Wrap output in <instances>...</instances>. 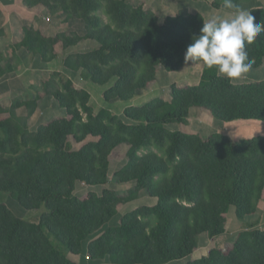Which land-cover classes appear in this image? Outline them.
Masks as SVG:
<instances>
[{"label":"trees","instance_id":"obj_1","mask_svg":"<svg viewBox=\"0 0 264 264\" xmlns=\"http://www.w3.org/2000/svg\"><path fill=\"white\" fill-rule=\"evenodd\" d=\"M23 2L44 9L47 23L51 17L61 25L80 22L85 32L53 35L23 27V40L7 47L10 60L0 53V78L16 71L22 48L43 63L64 51V68L108 88L105 102L134 99L158 83L160 72L177 74L190 63L202 72L198 84L173 82L170 99L128 106L123 117L105 108L96 112L90 92L61 71L41 78L31 98L0 105V192L26 211L46 209L27 221L0 203V264H264V228L255 226L224 248L194 257L203 236L215 241L226 233L231 210L247 220L264 201V135L234 142L225 134L169 129L185 124L194 108L226 123L264 122V80L235 84L202 62H185L205 15L185 11L163 20L127 0ZM210 3L219 10L224 0ZM250 11L254 23L264 22V7ZM86 41L97 46L79 51ZM246 50L255 61L251 70L261 68L264 33ZM46 97L66 115L34 129ZM120 151L127 163L111 176ZM123 184L131 185L127 194L116 189ZM78 186L101 187L102 193L78 196ZM143 194L154 204L133 208L112 224Z\"/></svg>","mask_w":264,"mask_h":264},{"label":"rangeland","instance_id":"obj_2","mask_svg":"<svg viewBox=\"0 0 264 264\" xmlns=\"http://www.w3.org/2000/svg\"><path fill=\"white\" fill-rule=\"evenodd\" d=\"M130 3H132L134 6H139L143 5L146 9L152 10L155 13H158L160 17L164 20L168 15H173L176 16L177 14L185 11H196L198 9V12L202 13L205 15L207 19L211 18L213 15H218L222 17H226L229 13H231L233 10L225 9L224 4L222 5V8L217 10L213 9L211 6V1L212 0H195L192 1L191 5L196 7L189 6L190 2L187 0H177V1H172V0H127ZM7 2V1H6ZM2 3H5L4 1L0 0V6H2ZM6 10L7 14H9L8 11H18L19 15H21V19H24L25 21L28 22H37L38 16L34 14V16L30 13L31 9L25 6V4H21V1L19 0L18 2H7ZM240 7L250 11L253 8H261L264 7V0H241L239 4ZM103 16V13H101ZM5 16H2V13L0 12V51H2L1 54L4 55L6 61L10 60V57L7 53V47L5 46V40H2L3 38L6 39L7 35L4 32L5 30V25L10 19L6 21L4 18ZM104 19L107 21V17L103 16ZM52 20H49L46 24L43 26H47V30L53 35L56 33L66 30L69 32H79V33H84V25L80 22H71L66 25H61L58 20H56L54 17H51ZM17 23H15V26ZM21 29L22 25L20 24ZM18 33L20 31L21 37L23 35L22 30H20L18 26ZM92 41H87L83 45L80 46L81 51H87L95 46H97V43H91ZM20 52V51H19ZM31 55V54H30ZM30 59V58H29ZM29 59L23 58L24 64H22L19 61L13 62V65L17 66L16 70L21 68L25 71L28 72L25 76L21 75L19 72L15 71L14 73H10L11 77L14 76V79L9 80L6 82L3 87L7 85V94L1 95L0 92V98H6V97H11L13 96V89L15 87L20 88V93L17 97H20L22 99H29L32 97L35 92H32L31 87H41V83L39 81V78L45 79L47 75H51L53 72L52 70H55L57 67H48L44 68V66H41L40 62L37 61L36 63H33L34 66L29 64ZM38 60V59H37ZM43 67V72L40 70ZM50 70V71H49ZM36 73L35 76L34 74ZM202 68L198 66H193L190 64L186 65L185 68L183 69V72L177 73V74H170V73H161L158 77L159 81L158 83L151 88V90L144 92L143 99L145 101L151 100L155 97L162 96L165 99H170V85L173 82H177L180 84H187V85H195L198 84L200 81V76H201ZM50 73V74H49ZM18 74V77L17 75ZM72 75L71 78L76 82L75 84L81 85L84 87V85H87L89 89L95 91H99L102 89H108V88H102L100 85H96L94 83H91L89 81L81 80L80 79V73H73L71 71H66V74L68 76ZM9 75V74H8ZM16 75V76H15ZM42 75H45L42 76ZM49 77V76H48ZM47 77V78H48ZM264 80V64L261 68L258 70H250L246 75L243 76L242 79L233 81L235 84H242V83H249V82H258ZM77 81H80L81 84H78ZM29 82H34L30 86ZM109 87V86H107ZM87 88V89H88ZM86 89V88H84ZM86 89V90H87ZM96 95V94H95ZM11 98H16V97H11ZM47 98V97H46ZM45 101V100H44ZM47 108L44 109L43 111L40 112L38 115L39 117L37 118V125L34 126V129L39 124L45 123L49 121L50 119L54 117H59L62 116L63 113L62 111L57 110L60 109L58 107L57 102L53 98H47L46 101ZM93 108L98 112L100 109L103 107L109 109V106L104 103L103 99V93H99L96 96H94L93 102H92ZM114 107L116 105H113ZM63 110V109H61ZM110 110V109H109ZM64 111V110H63ZM65 112V111H64ZM37 115V116H38ZM170 130H183L188 133H199L203 137H207L210 134L213 133H220V134H225L229 138H231L234 142H239L240 140L244 138H249L253 137L255 135H264V122L260 121H235L231 123H226L223 121H219L215 119L210 112L208 111H203V110H197L194 108L191 112L190 118L187 120V122L183 125H171L169 126ZM75 148H78L79 145L74 142ZM120 154L114 158L112 167H111V176L119 169H121L126 163L127 159L123 156V152L120 151ZM116 189L122 193V194H127L128 191L131 189V185L128 184H123V185H118ZM93 191L101 194L102 189L101 187H95L92 189ZM80 192V190H79ZM84 192V191H83ZM80 194V193H79ZM137 201L139 202H132V204H138L140 205H152L154 204V199L149 198L146 196V194H143V197H140ZM0 203H5L7 204L14 212L16 215H18L20 218H23L27 221H35L43 212L46 211L45 208H42L41 210L38 211H26L23 209L16 200H14L10 194L5 193V192H0ZM137 206V205H136ZM259 211L255 217H249L247 220H239L236 215L235 211L231 210L230 215H228V222L226 226V233L223 236H220L217 238L215 241L209 240L207 237L203 236L202 240L200 242V248L198 252L194 255L195 258L200 257L202 255H205L208 253V251L211 248L214 247H222L224 248L227 244L232 243V241L235 239L237 233L241 230L247 229L248 227L255 226V227H261L264 228V201H261L259 204ZM134 205H126L124 208L121 209L120 213L116 216L115 221L112 224L118 223L119 217L126 211L130 210ZM80 259V258H79ZM82 261V259H80ZM187 259L183 260L181 262L173 263V264H186ZM98 264V263H96Z\"/></svg>","mask_w":264,"mask_h":264},{"label":"clouds","instance_id":"obj_3","mask_svg":"<svg viewBox=\"0 0 264 264\" xmlns=\"http://www.w3.org/2000/svg\"><path fill=\"white\" fill-rule=\"evenodd\" d=\"M224 8L233 10L226 17L213 15L204 21L200 34L187 47L184 60L202 62L215 69L222 78L237 81L253 67L246 44H252L264 33V22L254 23L255 17L234 0H224Z\"/></svg>","mask_w":264,"mask_h":264},{"label":"crops","instance_id":"obj_4","mask_svg":"<svg viewBox=\"0 0 264 264\" xmlns=\"http://www.w3.org/2000/svg\"><path fill=\"white\" fill-rule=\"evenodd\" d=\"M2 1H4L5 3H2V6H0V12L2 13V16H5L4 18L6 19V21L8 20V19H10V21H8L7 23H6V25L4 26L5 27V30H4V32L6 33V35H7V37H6V39L5 38H3L2 40H5V46L6 47H9V46H11V45H13V44H15V43H20L22 40H23V37H24V35H22V37H21V34H20V31H19V33H18V26H19V28H20V30H22V32H23V27H25V26H27V27H33V28H35V29H38V30H43V28H47V26H48V24H47V26H43L44 24H46V11L44 10V9H41L40 7H36V8H33V9H31V14L34 16V14L33 13H35L37 16H38V20H37V22L35 23V22H28V21H25L24 19H21V15H19V13H18V11L16 10V11H8L9 12V14H7L6 12H7V10L5 9L6 8V6L8 5L7 4V2H18L19 0H2ZM7 1V2H6ZM21 1V4H24V2H23V0H20ZM190 2V4H189V6H192L191 5V3H192V1H195V0H187V2ZM202 1V0H201ZM192 7H194V6H192ZM194 9H196V7H194ZM196 11H198V9H196ZM35 17V16H34ZM15 23H17V25L15 26ZM20 24L22 25V29H21V26H20ZM82 34V33H81ZM87 42V41H86ZM85 43V42H84ZM84 43H82L81 45H83ZM91 43H94V42H91ZM80 45V46H81ZM93 47H95V44H94V46ZM78 50L79 51H81V49H80V47L78 48ZM20 51V52H19ZM18 51V56H17V60L16 61H19L21 64H22V66L23 65H25L24 64V60H23V58H24V56H25V58L27 59H29V64H31L32 66H34L33 65V63H36L37 61H39L40 62V64H41V66H44V68H48V67H50V66H52V67H57L55 70H52V71H61V72H63L64 74H66V71H70V70H68V69H66V68H64V66H63V58L65 57V54H64V51L62 52L61 50L59 51V56H58V59H56L55 61H53L52 63H43L40 59H39V57H37V56H32V55H30L29 53H28V51L25 49V48H22V49H20ZM75 52V48L73 49V50H70V51H68V53H70V52ZM88 51V50H87ZM1 53H2V51H0ZM38 59V60H37ZM17 67V66H16ZM185 68V67H184ZM183 68V69H184ZM183 69L180 71V72H178V73H181V72H183ZM42 72H43V67H42V69H40ZM17 72H19L22 76L24 75H26L28 72H26L25 73V71H27V70H24L23 71V69H21V68H19V69H17L16 70ZM50 71V70H49ZM71 72H73V71H71ZM73 73H80V79L81 80H84L83 78H82V75H81V72H73ZM163 74V73H165V72H160L159 73V75L160 74ZM31 74H34V76H35V74L36 73H33V71H32V73ZM50 74V73H49ZM17 75V77H18V74H16ZM15 75V76H16ZM42 76H44L45 77V75H42ZM48 76H50V75H47V77ZM71 76L72 75H69L68 74V77L69 78H71ZM46 77V78H47ZM12 79H14V76H12L11 77V75L9 74H7V75H5L4 77H2V78H0V92H1V95H4V94H7V92H6V90H7V85L5 86V87H3V85L6 83V82H8L9 80H12ZM40 79L41 78H39V81H40ZM72 79V78H71ZM73 80V79H72ZM74 81V80H73ZM158 81H159V79H158ZM78 82V84H81L80 83V81H77ZM30 84H28V86H30L32 83H34V82H29ZM74 83H76V82H74ZM76 85V84H75ZM77 86V85H76ZM102 87V86H101ZM78 88H80V89H84V88H88V86L87 85H84V87L83 86H81V85H78ZM102 88H105V87H102ZM153 88V87H152ZM89 92H90V94H91V96H92V98H91V105H92V102H93V99H94V96H96L97 94H99V93H103L104 94V92H105V90L104 89H102V91L101 90H99V91H97V90H95V91H93V90H91V89H87ZM151 90V89H150ZM149 91V90H148ZM144 92H147V91H144ZM144 92H143V94H141V95H138V96H136L134 99H132V100H129V101H114V102H105L104 101V103L105 104H107L108 106H109V109H110V111L111 112H113V113H115V114H117V115H119V116H121V117H123V112H124V110H125V108L126 107H128V106H139V105H142V104H144V103H146L147 101H145L144 99H143V95H144ZM19 93H20V88L18 87H15L14 89H13V96H11V97H16V98H20V97H17L18 95H19ZM96 94V95H95ZM0 95V96H1ZM10 96L9 97H6V98H0V105H9L10 103H11V101L12 100H14L15 98H11ZM47 98H50V97H47ZM47 98H45L44 100H43V102H42V105H41V112L43 111V108L44 109H46L48 106H47V104H46V101H47ZM149 101V100H148ZM113 105H116L115 107L113 106ZM59 107V106H58ZM93 107V106H92ZM103 108H105V107H103ZM105 109H108V107L107 108H105ZM108 109V110H109ZM57 110H59V111H62V113H63V115L62 116H59V117H63V116H65L66 114H65V112L63 111V110H61V109H58L57 108ZM96 111V110H95ZM54 118H57V117H54ZM54 118H52V119H54ZM51 120V119H50ZM38 122V121H37ZM93 188H95V187H86V186H81V187H77V190H76V195H78V196H82V195H84L85 193H87V192H89V191H93L92 189ZM79 190H80V192H79ZM84 191V192H83ZM80 193V194H79ZM136 202H139V201H136ZM130 205H134V207H132L130 210H128V211H126V212H129V211H131L133 208H136V207H139V205L138 204H130ZM137 205V206H136ZM126 212H124V213H126ZM123 213V214H124ZM118 221H119V219H118Z\"/></svg>","mask_w":264,"mask_h":264},{"label":"built area","instance_id":"obj_5","mask_svg":"<svg viewBox=\"0 0 264 264\" xmlns=\"http://www.w3.org/2000/svg\"><path fill=\"white\" fill-rule=\"evenodd\" d=\"M47 21H49V20H47Z\"/></svg>","mask_w":264,"mask_h":264}]
</instances>
